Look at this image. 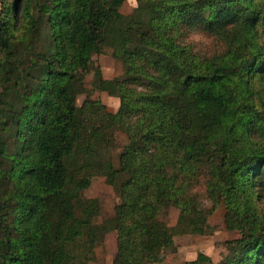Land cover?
<instances>
[{"label": "trees", "instance_id": "trees-1", "mask_svg": "<svg viewBox=\"0 0 264 264\" xmlns=\"http://www.w3.org/2000/svg\"><path fill=\"white\" fill-rule=\"evenodd\" d=\"M125 1L0 2V264H88L110 231L112 264H151L175 236L205 235L220 202L238 237L221 261L185 264H264V0H135L123 16ZM104 48L123 74L92 86L115 114L70 92ZM94 175L119 198L102 226L85 220ZM166 201L173 229L158 224Z\"/></svg>", "mask_w": 264, "mask_h": 264}, {"label": "rangeland", "instance_id": "rangeland-1", "mask_svg": "<svg viewBox=\"0 0 264 264\" xmlns=\"http://www.w3.org/2000/svg\"><path fill=\"white\" fill-rule=\"evenodd\" d=\"M135 8V0H126L120 8V13L127 16ZM189 41L200 51L219 49V45H215V41L201 31L191 32ZM97 70L101 72L105 80H114L123 74L121 63L112 57L110 49L104 48L101 54L92 53L90 55V64L83 81L72 85L70 92L75 96L77 107H81L86 101H99L108 113L115 114L119 108L118 98L109 96L106 92L92 86V77ZM114 138V143L108 148V157L117 168L119 154L126 146L127 139L120 132H115ZM83 197L87 201L84 207L87 226H102L114 220L115 207L119 204V198L114 189L106 183L104 177L97 175L89 177ZM205 205H208V202H205ZM260 208L264 210V202ZM179 213L180 208L174 202H164L158 224L167 229H173ZM228 213L225 204L220 202L207 220L205 235L175 236L174 250L167 251L161 260H153L151 264H185L195 260L200 253L208 256L213 262L221 261L225 255L223 242L238 237L237 232L231 229ZM115 254L116 233L110 231L104 233L99 239L93 250L92 260L88 264H112Z\"/></svg>", "mask_w": 264, "mask_h": 264}]
</instances>
